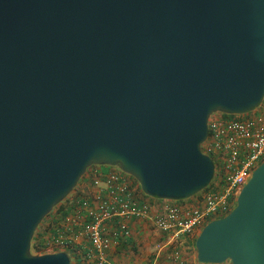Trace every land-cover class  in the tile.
Masks as SVG:
<instances>
[{"label": "water", "instance_id": "water-1", "mask_svg": "<svg viewBox=\"0 0 264 264\" xmlns=\"http://www.w3.org/2000/svg\"><path fill=\"white\" fill-rule=\"evenodd\" d=\"M263 100L264 0H0V264H72L30 247L91 166L153 200L196 196L210 117ZM194 248L264 264V161Z\"/></svg>", "mask_w": 264, "mask_h": 264}, {"label": "built area", "instance_id": "built-area-1", "mask_svg": "<svg viewBox=\"0 0 264 264\" xmlns=\"http://www.w3.org/2000/svg\"><path fill=\"white\" fill-rule=\"evenodd\" d=\"M258 109L243 120L220 114L210 117L201 151L213 160L215 172L198 197L189 202H150L141 199L135 179L117 167H108L92 178L91 195L52 225L39 254L66 252L72 264H114L108 251L130 236L132 219L148 221L176 239L197 235L208 222L226 216L252 172L264 161V100Z\"/></svg>", "mask_w": 264, "mask_h": 264}, {"label": "crops", "instance_id": "crops-1", "mask_svg": "<svg viewBox=\"0 0 264 264\" xmlns=\"http://www.w3.org/2000/svg\"><path fill=\"white\" fill-rule=\"evenodd\" d=\"M108 169L95 166L91 170L90 180L82 183L79 188L80 193L78 192L74 209L81 199L93 192L92 178ZM71 199L72 197L69 201L73 200ZM129 229L130 236L114 243L108 251V257L114 264H200L196 260L194 248L196 234L173 239L172 236L156 230L148 221L138 219L129 221Z\"/></svg>", "mask_w": 264, "mask_h": 264}, {"label": "trees", "instance_id": "trees-1", "mask_svg": "<svg viewBox=\"0 0 264 264\" xmlns=\"http://www.w3.org/2000/svg\"><path fill=\"white\" fill-rule=\"evenodd\" d=\"M252 113L244 115V116H227V115H223L220 114L221 117L225 118V119H238V120H243V117H249ZM95 168V166H91L87 169L86 173L84 174V176L80 179L79 183H86L88 182V180H90V176H91V170ZM78 183V184H79ZM207 189L203 190L202 192H200L199 194H197L196 196L192 197L191 199L187 200V202H189L190 200H192L195 197H198L201 193H203L204 191H206ZM75 191V190H74ZM139 193L141 195V199H149L150 202H156V200H153L147 196H145L139 188ZM79 194L77 193L76 195L72 196V201H69L68 199H65V204L64 201L62 203H60L58 206H56L52 212L46 216V218L42 221V224H40V226L37 228L36 233L33 237L32 243H31V247H30V251L33 253V255H39V253L41 251H43V248L45 247V242L47 240V238L49 237V235L52 232V225H54L55 223H57L61 218L65 217L66 215H69V213L71 212L72 209H74L75 207V201L76 198Z\"/></svg>", "mask_w": 264, "mask_h": 264}, {"label": "rangeland", "instance_id": "rangeland-1", "mask_svg": "<svg viewBox=\"0 0 264 264\" xmlns=\"http://www.w3.org/2000/svg\"><path fill=\"white\" fill-rule=\"evenodd\" d=\"M258 110L259 109H257V110H255L252 114H254V113H257L258 112ZM217 115H219V114H217ZM247 118V116L246 117H243L242 119H246ZM80 186H81V183H79L78 185H77V187H76V189H74L75 191H72L68 196H67V198L66 199H70L73 195H76L78 192H79V188H80ZM80 193V192H79ZM82 193V192H81ZM147 199V198H146ZM147 200H149V199H147ZM64 201V204L66 203L65 202V200H63ZM62 201V202H63ZM61 202V203H62ZM41 224H42V222H41ZM31 252V251H30ZM31 254H33L32 252H31ZM39 255H41V254H39Z\"/></svg>", "mask_w": 264, "mask_h": 264}]
</instances>
